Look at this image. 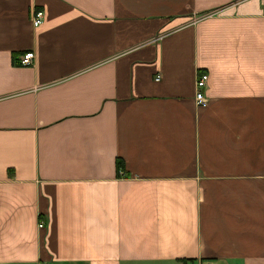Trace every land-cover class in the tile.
Instances as JSON below:
<instances>
[{
	"label": "crops",
	"instance_id": "obj_1",
	"mask_svg": "<svg viewBox=\"0 0 264 264\" xmlns=\"http://www.w3.org/2000/svg\"><path fill=\"white\" fill-rule=\"evenodd\" d=\"M205 257L264 264V0H0V264Z\"/></svg>",
	"mask_w": 264,
	"mask_h": 264
},
{
	"label": "built area",
	"instance_id": "obj_2",
	"mask_svg": "<svg viewBox=\"0 0 264 264\" xmlns=\"http://www.w3.org/2000/svg\"><path fill=\"white\" fill-rule=\"evenodd\" d=\"M43 14L44 13L42 10L34 9L32 11L31 22L34 27H38L41 24L43 20ZM34 58H35V53L32 50H27L18 56V64L20 66H30L33 64ZM207 79H208L207 73H201L198 74V76H196L195 79L196 90H195L194 98L197 103H202L205 101L203 89L207 84ZM39 225L42 226L43 223H39ZM192 264H217V263L214 259L205 257V258H198Z\"/></svg>",
	"mask_w": 264,
	"mask_h": 264
},
{
	"label": "trees",
	"instance_id": "obj_3",
	"mask_svg": "<svg viewBox=\"0 0 264 264\" xmlns=\"http://www.w3.org/2000/svg\"><path fill=\"white\" fill-rule=\"evenodd\" d=\"M116 166H117V168H120L123 166V162L121 161V159L116 160Z\"/></svg>",
	"mask_w": 264,
	"mask_h": 264
}]
</instances>
